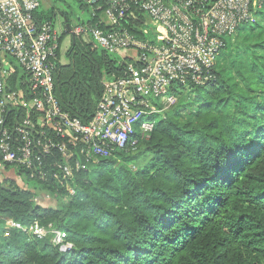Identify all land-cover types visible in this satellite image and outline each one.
<instances>
[{
	"label": "trees",
	"instance_id": "1",
	"mask_svg": "<svg viewBox=\"0 0 264 264\" xmlns=\"http://www.w3.org/2000/svg\"><path fill=\"white\" fill-rule=\"evenodd\" d=\"M53 14L54 8H39L33 17L53 25ZM62 14L68 35V15ZM263 26L257 21L243 33ZM262 36L264 30L255 45L261 57L254 55L253 64L244 60L239 82L224 78L223 52L214 81L179 92L134 151H117L76 174L74 195L52 182L27 180L28 189L0 182V264H264ZM63 37L51 60L53 95L64 113L86 124L102 80L119 76L121 67L76 37L69 63H59ZM145 155L148 161L133 171L130 165ZM44 196L56 206L44 207ZM5 220L63 231L72 247L6 231Z\"/></svg>",
	"mask_w": 264,
	"mask_h": 264
},
{
	"label": "built area",
	"instance_id": "2",
	"mask_svg": "<svg viewBox=\"0 0 264 264\" xmlns=\"http://www.w3.org/2000/svg\"><path fill=\"white\" fill-rule=\"evenodd\" d=\"M79 1L94 23L76 24L72 35L87 38L121 67L119 76L102 81L95 113L86 124L64 113L53 95L51 60L58 36L51 22L35 21L39 0H0L3 184L28 189L27 180L52 182L74 195L76 174L117 151H134L154 130L156 119L177 103L179 92L214 81L224 37L235 35L241 25L257 23L264 8V0ZM4 225L6 231L72 247L65 232L36 222L24 227L6 220Z\"/></svg>",
	"mask_w": 264,
	"mask_h": 264
},
{
	"label": "rangeland",
	"instance_id": "3",
	"mask_svg": "<svg viewBox=\"0 0 264 264\" xmlns=\"http://www.w3.org/2000/svg\"><path fill=\"white\" fill-rule=\"evenodd\" d=\"M39 2H41L40 10L44 11L45 10L44 7L54 8V12L57 11V13L59 14L53 19V28L57 36L60 35L64 36L60 46L59 63L66 65L70 61V58L67 56V53L71 48L72 40L69 35L65 34L62 23L64 22L65 19L61 18L60 14L65 13L68 15L69 28H71L74 27L76 24H79L81 22H86L89 19V8H86L83 5L84 3L82 2L80 3L79 0H39ZM257 19L258 22L259 21L261 23L264 22V8L258 13ZM249 26L251 25H241L237 28L235 35L230 37H224L223 39L226 45L225 50L222 49L220 53L222 54L224 52L223 75L224 78L227 79L230 83L235 84L239 82V75H241L247 69L246 64H243V62H245L244 60H246L247 63L250 62L253 64L251 60L254 55L261 57V53L255 50L256 47L255 45L257 43V34L260 31L264 30V26L262 29L256 28L254 33L253 32L243 33L244 30H246ZM78 39L84 42L85 41L89 42L87 38H78ZM261 40H264V36L261 37ZM114 60L117 62L115 58ZM257 64L259 66H262V60L260 59L257 62ZM149 158L150 157L148 155H145L140 159L139 162L130 165V168L133 171L141 168L146 163V161H148ZM43 205L46 208L48 207L54 208L56 206V203L50 199L48 201H44ZM4 226L5 225L3 223V227ZM28 237H31L30 234H28Z\"/></svg>",
	"mask_w": 264,
	"mask_h": 264
},
{
	"label": "crops",
	"instance_id": "4",
	"mask_svg": "<svg viewBox=\"0 0 264 264\" xmlns=\"http://www.w3.org/2000/svg\"><path fill=\"white\" fill-rule=\"evenodd\" d=\"M40 4H41V2H40ZM41 6V5H40ZM44 11H48V10H50L51 8H47V7H44ZM57 15H59L58 13H57V11L56 12H54V14H53V19H54V17H56ZM61 16V18H64V16H63V14H60ZM65 19V18H64ZM66 22V19L64 20V22H62L63 24ZM66 25V24H65ZM69 25V24H68Z\"/></svg>",
	"mask_w": 264,
	"mask_h": 264
},
{
	"label": "water",
	"instance_id": "5",
	"mask_svg": "<svg viewBox=\"0 0 264 264\" xmlns=\"http://www.w3.org/2000/svg\"><path fill=\"white\" fill-rule=\"evenodd\" d=\"M67 29H68V35L71 37V40H72V43H73L75 37L72 35V33L70 31L69 25H67Z\"/></svg>",
	"mask_w": 264,
	"mask_h": 264
}]
</instances>
